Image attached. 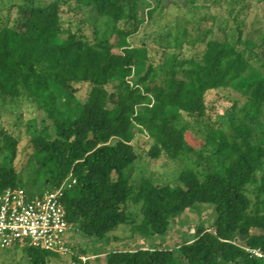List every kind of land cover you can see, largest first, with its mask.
Returning <instances> with one entry per match:
<instances>
[{"label":"trees","instance_id":"trees-1","mask_svg":"<svg viewBox=\"0 0 264 264\" xmlns=\"http://www.w3.org/2000/svg\"><path fill=\"white\" fill-rule=\"evenodd\" d=\"M79 1L111 25L107 37L98 40L83 21H67L59 0L26 6L17 20L8 18L0 26V98L27 97L55 128V137L46 126L31 138L41 191L75 177L64 196L67 220L94 237L135 221L132 205L141 204L143 214L133 229L146 235L166 233L171 218L196 203L215 206L213 230L199 228L192 241L177 249L111 250L106 264H264L237 242L264 251V175L255 200L246 193L249 184H257L264 142L253 140L252 127L233 110L213 120L206 100L210 90L231 87L244 96L252 120L263 113L264 34L262 43L244 38L238 24L232 34L203 40L194 55L173 52L162 61L158 78L148 46L130 40L144 21L133 12L147 6L143 0ZM241 44L258 48L253 51L257 64ZM182 45L181 39L174 40L175 47ZM83 82L91 85L84 100L74 93L75 84ZM184 116L207 124L206 136L191 133L182 124ZM138 133L152 140L154 157L188 161L179 175L183 186L130 179L126 169L137 158ZM191 153L205 162L203 169L190 160ZM15 186H23L16 168L0 166V191ZM24 247L36 264L63 256ZM79 257L73 255L75 264H81Z\"/></svg>","mask_w":264,"mask_h":264},{"label":"rangeland","instance_id":"rangeland-1","mask_svg":"<svg viewBox=\"0 0 264 264\" xmlns=\"http://www.w3.org/2000/svg\"><path fill=\"white\" fill-rule=\"evenodd\" d=\"M53 0H0V26L9 18L15 21L26 6L50 2ZM65 9V18L73 24L83 21L87 32L98 40L107 37L111 25L106 24L102 17H98L92 6L79 0H59ZM145 8L137 6L133 12L144 18L138 31L132 34L130 40L135 45L146 44L149 55L155 59L157 77L163 71L162 61L173 52L180 57L196 54L202 47V41L208 38L232 34L237 25L244 29V38H253L262 43L264 34V0H162L157 6V0H143ZM129 10V6H127ZM152 10V12H150ZM226 31V32H225ZM225 32V33H224ZM181 39L180 48L174 46V40ZM240 47L245 49L246 57L257 64L254 52L258 48H249L246 44ZM133 78H136L134 75ZM75 95L84 100L91 85L87 82L75 84ZM208 113L216 119L233 110L235 115L248 123L253 129V140L256 143L264 142V111L255 120L247 115L245 98L235 89L220 88L210 90L206 95ZM236 104V106H234ZM234 106V107H233ZM182 124L199 137H205L209 127L204 122L196 123L190 117L184 116ZM49 126L52 137H55V128L47 113L40 110L37 104L25 96L15 99L0 98V166H14L19 174V182L28 190L41 191L43 182L36 178L35 161L31 158L33 145L31 138L41 133ZM5 134L10 136L6 140ZM116 139H113V142ZM14 143L15 146H14ZM152 140L145 133H138L134 139L137 158L126 169V174L133 182L143 178H152L159 184L183 186L179 175L188 161L170 159L165 155L154 157L150 154ZM200 169L206 164L198 160L194 154L189 155ZM264 175L263 164L256 170L257 184H249L246 193L253 201L256 198V188ZM141 204L132 205L135 221L122 224L115 231L105 237L89 236L82 229L75 228L69 233V240L76 247L74 252L62 257L52 256L47 264H75L73 255L81 258V264H106L107 255L115 249L171 248L177 249L181 244L192 241L199 228L210 230L214 228L216 209L210 203H196L185 211L175 214L170 220L166 233L143 234L133 229V224L142 220ZM237 242L245 245L242 240ZM0 264H36L32 261L30 252L24 247L13 246L1 249Z\"/></svg>","mask_w":264,"mask_h":264},{"label":"built area","instance_id":"built-area-1","mask_svg":"<svg viewBox=\"0 0 264 264\" xmlns=\"http://www.w3.org/2000/svg\"><path fill=\"white\" fill-rule=\"evenodd\" d=\"M75 183V177H68L54 189L15 186L0 191V248L28 244L69 255L74 244L68 236L76 227L67 220L64 196ZM244 248L250 256L264 260L261 248Z\"/></svg>","mask_w":264,"mask_h":264}]
</instances>
